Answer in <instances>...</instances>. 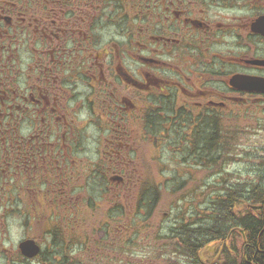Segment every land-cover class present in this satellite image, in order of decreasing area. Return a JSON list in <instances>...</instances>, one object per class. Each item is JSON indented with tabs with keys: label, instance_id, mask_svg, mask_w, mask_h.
I'll list each match as a JSON object with an SVG mask.
<instances>
[{
	"label": "flooded vegetation",
	"instance_id": "1",
	"mask_svg": "<svg viewBox=\"0 0 264 264\" xmlns=\"http://www.w3.org/2000/svg\"><path fill=\"white\" fill-rule=\"evenodd\" d=\"M255 82H264V0H0V230L15 213L43 225L66 209L61 198L72 194L80 147L78 98L91 108L92 96L118 100L146 142L175 138V127L176 140L193 149L186 155L205 159L223 113L264 114V90L231 84ZM251 182L230 207L241 213L231 214L240 221L258 212L263 232L264 202L251 199L264 201V186ZM244 242L240 264H259L247 260ZM50 248L32 259L20 250L0 258L30 262L55 255Z\"/></svg>",
	"mask_w": 264,
	"mask_h": 264
},
{
	"label": "rangeland",
	"instance_id": "2",
	"mask_svg": "<svg viewBox=\"0 0 264 264\" xmlns=\"http://www.w3.org/2000/svg\"><path fill=\"white\" fill-rule=\"evenodd\" d=\"M109 98L108 100L92 96L93 108L83 98H78L73 103L76 111V131L79 130L76 135L80 134V147L76 152V163L72 164L76 173L70 187L72 194L61 198V203L65 206L67 203L73 205L69 211L74 219L76 217V222L71 225L72 239L69 236V239L64 241L68 250L73 251V255L81 264H217L216 248L219 247V242L226 240L229 247L235 246L236 249L222 259L221 264H240L244 251H239L242 241L238 231L230 233L220 241L216 240L214 246L209 243L203 247L199 251L197 263L183 257L173 242L158 237L170 234V229L176 231L182 228L181 223L186 226L189 224L188 228L193 231L203 229L199 227H210V217L214 214L212 210L218 205L215 194H232V191L226 188H212L208 191L212 184L219 182L220 185H228L255 179L264 186V182L259 181L258 174L259 171L264 174V160L258 158L264 154V114L255 111H250L249 114L238 109L231 115L223 113L220 118L221 150L224 146L227 151L222 153L218 166H213L211 158L216 151L212 152L213 148H209L213 154L201 151L205 159L192 156L194 151L186 155V152L193 149L176 140L180 131H175V127L170 130L173 137L176 135L175 138L168 136L156 147L144 143L137 146L140 137L136 135L134 125H130L134 122L133 116L123 112L126 110H122L118 100ZM78 105L81 108L78 109ZM94 163L99 165V168H96V174L100 173L99 176H92ZM220 168L223 169L222 175L212 176ZM211 170L213 171L210 172ZM110 176H125L126 180L120 183L117 180L109 181ZM257 183L250 187L256 186ZM155 184L159 186L155 208L149 216H146L143 210L135 216L140 220V233L135 235L129 219H132L136 211V196L143 194L146 189L153 188ZM204 185L206 190L200 195L202 189H205ZM235 186L237 185H230L231 188ZM125 195L128 197L127 205ZM90 197L93 213L85 207ZM38 200L43 204L42 199L38 197ZM117 204L123 207L125 205L124 215L113 210ZM236 207L237 205L233 207L231 213L239 216L241 212L237 213ZM53 211L52 207L43 205L45 217H52ZM61 211L59 209L55 213L59 219ZM70 213L66 209L63 214L66 223ZM256 213L253 211V214ZM143 218L146 221L141 222ZM36 219L32 213L23 221L19 213L8 216L0 230V252L9 256L19 252L17 244L25 238L35 239L45 251L51 240L46 233L49 227L45 222L43 225L35 224ZM59 219L57 220L60 221ZM60 226L61 229L65 227L68 234V223ZM235 228L228 231L231 232ZM68 240L73 241L70 244ZM237 243L239 248L235 245ZM249 254L250 252L247 255ZM0 264L54 263L51 258L45 259L41 256L38 260L30 262H20L14 257L10 260L0 258Z\"/></svg>",
	"mask_w": 264,
	"mask_h": 264
},
{
	"label": "trees",
	"instance_id": "3",
	"mask_svg": "<svg viewBox=\"0 0 264 264\" xmlns=\"http://www.w3.org/2000/svg\"><path fill=\"white\" fill-rule=\"evenodd\" d=\"M77 133H79V130L77 131ZM149 134L153 135L154 133L148 131ZM216 133H214L213 137L212 135L208 136L209 140H206V144L204 145V153H210L213 154L212 152L216 151L213 158H211V162L214 165L218 166V162L217 159L219 158L218 155L222 156L221 153H224L225 151H227V149L224 148V146L222 147L221 150V138L219 136V139L217 137L216 141H213L212 138H216L215 136ZM77 140L80 141V134H78L77 136ZM141 141V140H140ZM137 142V146H141L142 142ZM213 141V142H212ZM218 142V143H217ZM209 148H213L212 152L210 151ZM220 148V150H219ZM224 149V150H223ZM196 151V149H194ZM222 151V152H221ZM221 152V153H220ZM261 159H264L262 157H259ZM99 168V165L94 163V167H93V171H92V176L96 175L99 176L100 173H97V169ZM213 170H211L210 172H212ZM263 171H259L258 174H260V178L262 176H264V174H261ZM206 173V171H205ZM102 176V175H100ZM255 182L257 183L258 180L256 181L255 179H252L251 185L255 184ZM220 184V183H219ZM219 184H212L211 186H209L208 191H210L212 188L213 189H223L225 190H231L232 194L230 196H228L227 194L225 195V193L222 196H218L217 194H215L217 196V203L218 205L215 206V209H213V216L210 217L211 219V226L210 227H199V228H203L199 231L195 230L193 231V229H189L188 231L185 230L183 227L184 224L181 223L180 227L183 228V230H180L182 228H178L175 230L170 229V234H166V235H162L158 238L167 240L168 242H173L174 246L177 247V249L179 250V252L183 255V257L189 259L191 262H199L198 259V249L200 247H205L207 246L209 243H213L214 246V242L220 241L221 238L225 237L227 238L228 235H230V233H234L236 231H242V237H241V249L239 250L241 253L242 251H244V246L246 245V243L244 242L245 237L247 238L248 241V245H247V250L250 252V250L252 252H256L257 255L253 254L252 258L247 256V260H251V261H256L259 264H262V259L264 257V254H260V251H264V231L261 232L262 228H263V216L261 214L257 215V214H253L252 217H247V218H242L240 221L233 219L232 218V214H231V209L230 207L233 206V203H239L240 199H238V197H234L236 196L237 192H241L240 188L243 187L244 184L242 183H238L236 182L235 187H230V185H234V184H228V185H219ZM219 185V186H218ZM240 185V186H239ZM205 186V185H204ZM229 187V188H228ZM110 188V187H108ZM158 188L159 186L157 184H155V186L153 188H149L146 189V191L143 192V194H139L136 196V201H135V207H136V211H134L132 219L130 220V226L133 227V232L135 235H138L140 233V227H139V223L140 220L138 221L137 218H135V216H138L139 212H141L142 210L145 212L146 216H149L151 214V212L154 210L155 205H156V199L158 198ZM205 189H202V192L200 195L203 194V192L206 190V186L204 187ZM177 191V188H176ZM195 192V191H194ZM238 193V194H239ZM244 193V192H243ZM116 194V193H115ZM264 194V192H263ZM125 205H127V201H128V197L127 195H125ZM253 203L260 201V202H264L261 199L258 198H252L251 199ZM215 201V202H216ZM233 201V202H232ZM247 201V200H246ZM243 203H245V200L242 201ZM215 204V203H214ZM122 205H115V207L113 208L114 211L118 212L120 215H124V208ZM87 209L90 210V212L92 211L93 213V202H91V197L89 198V202H87V204L85 205ZM237 212V210H235ZM240 213V212H237ZM241 216V215H240ZM135 218V219H134ZM146 221L145 218H143L141 220V222ZM63 222V221H62ZM139 222V223H138ZM48 229L47 233L49 234L50 238H51V248L50 250L55 254L56 257H51L52 262L54 264H81L80 262L77 261V259L75 258V256L73 255V251H69L68 250V245H66V243L64 242L66 238L72 239V232L71 231V226L68 225V234L66 233V228L63 227V229H61L60 227V222L58 220L55 219V221H50L48 222ZM130 226H128V228H130ZM138 226V227H137ZM234 227H240L239 228H235L233 229V231L229 232L228 230H230L231 228ZM131 229V228H130ZM250 232V235L248 234V232ZM228 231V232H227ZM260 241H259V240ZM73 241V240H72ZM72 241H67L68 243L71 244ZM166 241V243H167ZM204 241V243L202 242ZM85 244V240L83 241ZM220 245L219 247H217V251H216V255L215 257L217 258H221V259H225L226 257H228L231 252H233L236 248L235 246H228L225 242H219ZM239 243V242H238ZM238 243L235 244L238 247ZM239 248V247H238ZM203 249V248H202ZM47 251V250H45ZM216 258V259H217ZM46 259V258H45ZM169 262V260H167V263Z\"/></svg>",
	"mask_w": 264,
	"mask_h": 264
},
{
	"label": "water",
	"instance_id": "4",
	"mask_svg": "<svg viewBox=\"0 0 264 264\" xmlns=\"http://www.w3.org/2000/svg\"><path fill=\"white\" fill-rule=\"evenodd\" d=\"M234 87L240 89H257L259 86L264 85V82L260 83H242L241 85L238 83H231ZM19 248L24 256L32 257L39 251V246L34 243V240L28 239L19 244Z\"/></svg>",
	"mask_w": 264,
	"mask_h": 264
}]
</instances>
